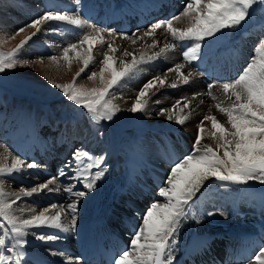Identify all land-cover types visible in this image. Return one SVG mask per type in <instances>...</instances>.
Masks as SVG:
<instances>
[{
	"label": "bare ground",
	"instance_id": "bare-ground-1",
	"mask_svg": "<svg viewBox=\"0 0 264 264\" xmlns=\"http://www.w3.org/2000/svg\"><path fill=\"white\" fill-rule=\"evenodd\" d=\"M37 1L39 0H29L30 3H27L26 6L24 5L23 8H19L21 12H18L17 15L20 18H22V15L30 18L31 16L40 15L44 11L50 10L52 5H56L58 9L68 10L69 12L76 8L75 0L58 1L55 3L53 0H43L42 6H36L35 3ZM186 3L187 0H146L144 3L142 0H81L80 5V8H83L82 16L89 21V24H96L100 29L104 30L103 36L105 42L103 44L99 42L94 43L92 54L95 61L89 64V69L95 68L98 69L97 72L100 71L102 67L100 61H102L103 54L106 52L105 50L109 43L117 51L109 53V55L114 56V60L109 66L110 71L105 73L108 75L112 68H115L117 71L122 69L124 66L122 61L131 62L133 55L137 59H139L141 53H145L147 56H155L165 44H176L174 50H170L159 58L153 59L152 61L155 62L151 61L148 64H141V71L126 82L123 81L119 85L122 88V95L117 100V105L121 109H130L138 90L147 80L154 76H159V73L163 69L167 71L173 65L183 63L185 64L184 73H193L189 84H178L177 88H171L169 85L177 80V74L169 72L166 74L167 83L163 87L153 89L148 97H146L148 100L146 112L150 115L149 118L151 119L149 120L151 123L156 125L163 122H174L173 124H165L163 128L159 126L145 129L142 132L138 131L139 134L133 135L136 138L128 135L125 138L128 140H125L118 132H115V130L107 125L105 121L104 123L102 121L93 123L91 120H83L82 122L60 120L52 114L48 115L45 109L37 103L33 102L30 108H27L26 98L23 97L16 98L14 102H10L8 97H6L0 102V153H3L4 149L7 148L13 155H20L26 163L35 162L40 165L36 169H27L25 174L16 175L14 179L8 177L0 178L4 180L6 190L14 192H20L21 188L30 190L31 186L42 183L49 177L57 175L60 169L64 168L67 171L68 169L65 168V164L67 162L75 163L72 154L76 149L87 151L93 156H103L104 166L107 169L102 180L97 182V188L80 200L76 228L71 232L62 233L64 238L51 245L36 240L31 235L28 236L26 239H28L29 243L24 246V249L27 247L31 251L27 252L25 250L26 255L23 258L22 264L24 262L35 264L36 261L39 264H68V257H79V264H100L95 263L89 256L82 257L80 249L82 233L96 215H98V218L95 220L96 225L102 217H107L108 221L105 225L109 226V241L119 255L120 250L129 244L132 237V229L141 222L140 218L144 215L147 208L157 200L161 203L164 202V198L159 197L157 193L164 186V181L176 161L172 160V157L177 158L178 161L192 152L197 134V126L201 119L206 115H215L221 123H224L226 127H230L227 124V117L216 108L218 101H222L223 105L227 106L223 101V97L225 98L226 95L223 96L225 93L220 85L223 82L236 78L237 74L246 67L252 55L253 47L259 39L264 38V35H262V32H264V14L261 12V8L256 9L252 22L246 25L245 28L239 31L225 30V35L220 36L218 33L217 37L219 38H206L202 42V46L207 47L205 52H200L199 54V56H204L203 61L206 62L200 68L203 74H207V70L210 68L214 58L220 54L221 49L225 46V49L230 47V52L226 53V57L228 58V62H232L233 64L231 72L227 69L222 73V83H218V75L211 82L212 85H215L211 91L218 100H213L210 96L206 95L209 89L207 86L209 82L203 80L197 73L189 70L188 61L184 60L182 55L184 50L178 47L181 43H189L190 46L192 42L174 41L165 28L157 30L153 37L137 40L135 44L131 42V39H124L119 35H115L120 33L119 31H126L128 32L127 34L135 31L136 36H142L146 31V24L152 19L151 17L162 10L161 4H164L166 8L168 7L167 10H171L176 15L183 10ZM120 7H123L122 11L117 10ZM174 15L168 16L167 19H170ZM18 16L17 18H19ZM1 17L5 19L3 15ZM20 21L22 20L20 19ZM115 22L122 23L120 30L118 28L116 32L109 31L111 26H108ZM187 25L188 21L184 19L174 22V27L177 28H185ZM49 26L57 25L56 22H52L51 25H45L44 27L47 28ZM66 28L60 25L58 33L42 32L45 40H42L40 44H46L49 51L62 55L63 51L60 52L61 48L71 43L66 38L67 34L64 35L66 33L64 31L73 32L70 36L74 38L75 42L78 41L83 32L90 31L88 28L82 31L70 28L66 30ZM113 36H115L114 39ZM154 41L159 42L158 46L150 47ZM54 42H56V45ZM216 46L222 48L220 49ZM87 47V45H84V48ZM212 48H215V54L210 55L212 58L209 56L205 57ZM125 50L133 55L125 56L123 54ZM233 50L238 53L234 54ZM78 51H80L81 55H84L82 49ZM69 56L73 58L77 54L70 52ZM154 64H157L159 68L156 69L157 66ZM163 76L161 75V77ZM196 93H202L203 95H199L196 99L192 100L190 108L184 109L183 113L177 109L172 121L167 119V115L170 113L157 115L161 108L171 109L172 105L177 100H180L181 97L191 98ZM174 94L182 96L179 98V96H174ZM156 100H159L160 103L156 104ZM189 112H191V115L185 124L180 125L176 123V119L179 116L188 115ZM204 125L206 132L201 146L211 145L215 149L217 147V140L211 136V122L206 120ZM108 128L113 131L112 139H108L104 133L105 129ZM92 171L96 170L93 169ZM115 178H119L116 186L120 182L125 181V184L129 182L131 185L130 189L122 187L121 189H116V192H114L112 187L114 186L113 182ZM69 182L67 180L63 181L64 184H68ZM73 183L75 182L73 181ZM220 184L221 182H217L214 179L206 181V186L201 188L196 196L193 197L195 205L192 215L196 219H188L182 222L177 243L187 240L194 233L226 232L229 228L233 230L246 228V225H253V229H256L257 232H262L261 236L253 241L259 247L264 245V186L250 183L248 185L221 187ZM76 186L78 190H85L79 183ZM127 190L130 191L126 192ZM103 197H106V202L109 201L106 206H104ZM72 199L75 198L70 197L63 191L47 195L40 193L38 195L34 194L31 197L22 196V199L18 201V206L35 208L39 212L41 208L48 206L50 203L66 204ZM109 211H111V214H108ZM208 213H212V215L210 216ZM29 215L28 212L23 213L24 218H27ZM29 231L35 230L30 229ZM123 237L126 239V246L122 243ZM223 244L227 243L224 242ZM229 245L241 249L247 244L231 242ZM181 246L176 245L175 259L180 256ZM213 247L217 248L218 245L213 244ZM38 249L39 251H37ZM60 252L65 253V255H59ZM203 253L205 255L202 256V259H204L202 263L207 262L210 255L213 256L206 250L196 255ZM199 260L201 259L197 258L192 262L190 260L191 263L184 264H198ZM219 262L239 264V261H231V257L227 254L214 257L210 260V264ZM243 264H249V261Z\"/></svg>",
	"mask_w": 264,
	"mask_h": 264
},
{
	"label": "snow or ice",
	"instance_id": "snow-or-ice-1",
	"mask_svg": "<svg viewBox=\"0 0 264 264\" xmlns=\"http://www.w3.org/2000/svg\"><path fill=\"white\" fill-rule=\"evenodd\" d=\"M75 5L72 14H69L68 10H61L56 5H52L50 10L44 11L8 37L7 39H15L28 28L34 29L31 35L21 40L15 48L5 51L0 47V73L17 67L21 50L38 34L58 33L60 25L81 31L88 28L90 31L83 32L76 43L63 47L62 56L49 57L57 67L63 60L70 69L72 57L69 53L77 54L76 58L82 60L83 67L73 77L72 82L64 84L51 80L48 82L59 89L68 101L84 109L93 123L112 121L121 109L107 98L111 95L110 90L120 85L121 81L126 82L133 78L141 71V64H148L153 59L174 50L176 44H165L155 56L141 53L139 59L125 50L123 53L125 56L133 55L131 62L122 61L123 68L119 71L112 68L111 77L105 80V73L110 71L109 66L114 60V56L109 53L117 51L109 43L100 61L102 67L99 73L93 71L87 76L89 80L99 76L104 86L86 88L77 85L76 79L85 72L90 63L95 61L92 54L94 43L103 44L105 41L104 30L96 24H89V21L81 15V0H75ZM257 8L264 9V0H187L181 12L170 19L152 24L142 36L133 33L132 37H129L123 32L115 35L131 39L135 44L137 40L153 37L157 30L165 28L174 41L192 42L190 46L183 43L181 45L184 48L182 52L184 60L191 63L199 59L202 42L206 38L217 37L218 33L223 36L225 30L239 31L245 28L252 22ZM182 19L188 21L187 27H174V22ZM52 22H56L57 26L44 27L51 25ZM7 39L0 41V44L6 43ZM158 43L154 41L150 47H156ZM84 45L88 47L84 48ZM80 49L83 50L84 55L80 54L78 51ZM37 62L43 63V60ZM184 68L185 64L179 63L167 69V72L177 74V80L169 85L171 88H177L178 84L190 83L193 73L189 72L185 75ZM166 83V74L163 77L154 76L147 80L138 90L128 111L146 113L148 106L146 97L153 89L163 87ZM214 86L209 85L206 95L218 100L211 91ZM220 87L231 103L224 106L222 101H218L216 108L227 117V124L230 127H226L215 115L204 116L197 126L192 152L174 162L164 186L157 193L159 197L164 198V202L157 200L147 208L140 218L141 222L133 227L129 244L120 250L119 255L114 257L110 264H177L174 253L181 224L188 219H196L192 215L195 205L193 197L206 186V181L214 179L221 182V187L248 185L250 182L264 185V38L259 39L253 47L252 55L240 74L231 81L223 82ZM199 95L203 94L196 93L191 98L181 97L171 109L161 108L157 115L170 113L167 119L172 121L177 109L183 113ZM155 103L159 104L160 101L156 100ZM190 115L191 112L179 116L176 123L185 124ZM205 120L211 122V136L217 140L215 149L211 145L201 146L206 132ZM72 158L75 163L67 162L65 164L67 171L64 168L60 169L57 175L31 186L30 190L21 188L20 192L8 191L4 180L0 179V264H22L26 255L24 246L29 243L26 238L30 235L36 240L51 245L64 238L62 233L71 232L76 228L80 200L97 188V182L102 180L107 169L104 166L103 156H93L82 149H76ZM38 167L40 165L37 163H26L20 155H13L7 148L0 153V178L14 179L16 175L25 174L27 169ZM93 169L96 171H92ZM64 180L70 182L64 184ZM77 183L85 190H78ZM61 191L75 199L66 204L50 203L39 212L35 208L18 206L22 196L31 197L40 193L47 195ZM25 212L30 214L27 218L23 216ZM208 215L211 216L212 213ZM30 229L35 231L30 232ZM59 255L63 256L65 253L60 252ZM79 261V257H68V264H79ZM35 264L39 262L36 261ZM249 264H264V245L260 246L250 258Z\"/></svg>",
	"mask_w": 264,
	"mask_h": 264
},
{
	"label": "rangeland",
	"instance_id": "rangeland-1",
	"mask_svg": "<svg viewBox=\"0 0 264 264\" xmlns=\"http://www.w3.org/2000/svg\"><path fill=\"white\" fill-rule=\"evenodd\" d=\"M58 1H65V0H53L54 3ZM27 3H30L29 0H24V1L23 0H0V41L7 39L13 33H15L19 28L24 27L25 25L29 24L35 17L39 16V15H34V16H31L30 18H26L25 15H22L21 16L22 18H20L17 15L18 12H21L19 8H23V6L24 5L26 6ZM35 4L36 6H40V5L42 6L43 0H39ZM74 11L75 10L69 12V14H72V12ZM80 13L81 15L83 14V8H80ZM2 15L4 16L5 19L1 17ZM16 15L22 21H20V19L17 18ZM150 26L151 25L145 27V30H148ZM33 31L34 29L28 28L25 32L20 33V35L16 36L15 39H7V42L0 44V47H2L5 51H9L15 48L17 45H19L20 41L25 39V37L31 35ZM109 31L116 32L115 26L112 25V27L109 28ZM64 32H66L64 33V35L67 34L66 38L71 43H76L73 40L74 38L70 36V34L73 32H68V30ZM119 32L121 33L123 31H119ZM123 33H127V32H123ZM133 33H131V35L128 34V36H132ZM42 40H45V36L42 35V33L34 37L33 40L29 42L28 45H25L24 49H22L21 53L18 55L19 63L17 67L13 69H8L4 73H0V99H1L0 102L3 101L6 97H8L10 102H14L16 98L23 97V98H26L25 101H26L27 108H30L31 103L33 102L37 103L45 109L48 115L52 114L56 116L57 118L58 117L62 118L60 120L76 119V121L82 122L83 120H77V118L84 119V120L89 119V116L85 113L84 109H82L79 106H75L72 102L68 101L59 89L53 87V85L48 82L49 80L55 83H59V84L72 82L73 77H75L79 69L83 67L82 60H78L75 56L72 58V65L70 69L68 68L67 63L64 62L63 60H61L59 67H57L49 59V57L53 55H56V56H62V55L57 54L56 52L49 51L47 49L46 44H43V45L40 44V42L42 43ZM54 44L56 45V42H54ZM61 51H63V48H61L60 52ZM105 51H107V48ZM41 59L43 60V63L37 62ZM152 62H155V61H152ZM154 65L157 66L156 69L159 68L157 64H154ZM187 65L189 66L190 71L192 72L196 71V68L193 67L192 64L188 63ZM97 70L98 69H95V68H91V69L87 68L85 72L82 73L81 76L76 79L77 85H82L86 88L103 87L104 84L100 80L99 76H97L95 79H92V80L87 79V76L90 75L91 72L93 71L97 72ZM162 71L159 73L160 74L159 76L161 75L163 76L169 73L166 70H164V72ZM185 75H187V72L185 73ZM110 77H111V72L109 75L105 74V80L109 79ZM122 82L123 81H121V83ZM15 93H16V96L14 95ZM110 93L111 95L107 98L111 99L112 102L117 105V100L120 99L122 95V88H120V86L118 85L114 87L113 89H111ZM175 95L179 96V98L182 96V95L174 94V96ZM223 96H225V94ZM223 101L227 105L231 103V101H229L227 97L225 98L223 97ZM149 117L150 115L148 114V112L131 113L128 110L121 109V111L116 114V116L113 118L112 121H105V123L117 129L118 131H115V132H118L119 135H121L123 139L127 138L128 135L130 137H134L133 135L139 134V132H135V131L128 132L130 130H133V128L136 129L137 131L142 132L145 129H149V128L152 129V128H156L159 126L163 128L165 127V124L174 123V122L172 123L163 122L164 124L160 123V124L155 125L154 123H151V121L149 120L151 118ZM154 118H157V117H154ZM102 122L104 123V121ZM125 140H128V139H125ZM130 140H133V139H130ZM250 183L259 185V183L257 182H250ZM25 250H27V252L31 251V249L27 247L25 248ZM37 251H39V249ZM32 252H35V251H32Z\"/></svg>",
	"mask_w": 264,
	"mask_h": 264
}]
</instances>
